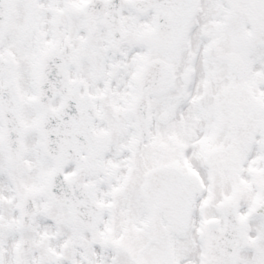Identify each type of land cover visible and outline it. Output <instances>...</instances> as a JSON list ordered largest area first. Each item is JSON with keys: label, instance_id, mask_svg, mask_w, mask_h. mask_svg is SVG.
<instances>
[{"label": "snow or ice", "instance_id": "6c2138e0", "mask_svg": "<svg viewBox=\"0 0 264 264\" xmlns=\"http://www.w3.org/2000/svg\"><path fill=\"white\" fill-rule=\"evenodd\" d=\"M0 264H264V0H0Z\"/></svg>", "mask_w": 264, "mask_h": 264}]
</instances>
